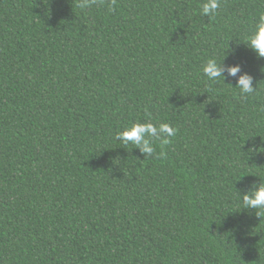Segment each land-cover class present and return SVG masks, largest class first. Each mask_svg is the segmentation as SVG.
<instances>
[{"label": "trees", "instance_id": "1", "mask_svg": "<svg viewBox=\"0 0 264 264\" xmlns=\"http://www.w3.org/2000/svg\"><path fill=\"white\" fill-rule=\"evenodd\" d=\"M81 2L0 0V264H264V0ZM149 118L162 157L114 138Z\"/></svg>", "mask_w": 264, "mask_h": 264}, {"label": "clouds", "instance_id": "2", "mask_svg": "<svg viewBox=\"0 0 264 264\" xmlns=\"http://www.w3.org/2000/svg\"><path fill=\"white\" fill-rule=\"evenodd\" d=\"M96 3V0H82L80 7L87 8L91 4ZM220 0H205L201 6V14L211 18L220 8ZM116 0H111L109 11H115ZM243 43L254 51L259 58H264V13H261L255 23L254 31L244 37ZM228 53L224 54L222 60L217 58H209L204 63L202 71L203 74L211 81L223 80L225 83L227 76L238 77L234 88L238 89L237 95L242 98L257 92L258 87L253 86V76L244 72L241 73V65H228L225 66L223 61L226 60ZM264 71V68H262ZM225 72L227 75H225ZM135 122L130 126L124 127L115 135V139L124 144L132 143L138 148L146 157L157 155L154 141H159L161 151L159 156H164V146L170 144L171 138L176 135L177 129L170 123L156 124L150 122ZM242 204L244 209H253L258 217L264 218V180H260L258 184H254L247 192L241 193Z\"/></svg>", "mask_w": 264, "mask_h": 264}]
</instances>
